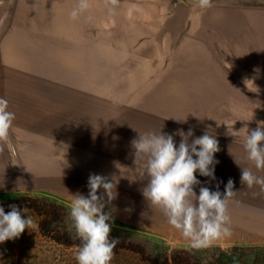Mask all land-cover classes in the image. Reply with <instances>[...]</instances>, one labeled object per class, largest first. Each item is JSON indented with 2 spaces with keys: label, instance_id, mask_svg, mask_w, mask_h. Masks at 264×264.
Listing matches in <instances>:
<instances>
[{
  "label": "rangeland",
  "instance_id": "rangeland-1",
  "mask_svg": "<svg viewBox=\"0 0 264 264\" xmlns=\"http://www.w3.org/2000/svg\"><path fill=\"white\" fill-rule=\"evenodd\" d=\"M76 2L0 5V97L15 113L14 152H0V206L27 208L36 224L0 244V264H78L69 211L72 195H88L90 174L116 185L105 209L119 240L111 264H176V256L264 264V193L240 183L236 163L264 176L243 148L264 121V0H212L208 9L199 0H119L115 13L90 0L74 21ZM190 128L194 137L209 131L220 148L216 179L197 172L194 191L219 183L224 192L229 178L236 191L231 236L202 250L145 201L144 162L131 147L138 133Z\"/></svg>",
  "mask_w": 264,
  "mask_h": 264
},
{
  "label": "clouds",
  "instance_id": "clouds-1",
  "mask_svg": "<svg viewBox=\"0 0 264 264\" xmlns=\"http://www.w3.org/2000/svg\"><path fill=\"white\" fill-rule=\"evenodd\" d=\"M3 3L4 0H0V5ZM103 3L110 13H115L119 0H103ZM183 3L184 0H177V6ZM212 6V0H199L202 9ZM89 9L90 0H77L70 19H79ZM248 82L244 81L246 86ZM8 109V100L0 97V152L5 150V146L14 152L9 141L15 113ZM175 136L180 137L178 146ZM131 147L135 163L138 159L144 162L143 176L147 184L141 190L142 196L164 215L167 223L189 242L192 250L207 249L217 240L231 236L229 202L236 194L234 181L229 178L224 192L219 190V183L215 191L207 186H200L198 195L194 191L195 186L201 185L197 172L200 176L216 179L215 165L219 161L215 159V154L220 148L214 135L206 131L194 137L191 128L187 132L178 129L172 134L161 130L158 133L148 131L138 133L137 138L131 141ZM243 148L247 160L258 171H264V121L257 122L255 129L247 131ZM236 163L241 169L240 183L249 189L258 186L264 193V176H257L250 168ZM87 186V196L79 192L72 195L69 211L74 228L73 238L82 242L75 259L78 264H111L119 240L110 238L114 216L112 210L105 209L116 198V185L105 176L90 174ZM100 189L103 191L98 194ZM9 207L11 210L6 214L0 206V244L19 238L26 228L36 227L30 216L24 218L27 208L21 210L15 204Z\"/></svg>",
  "mask_w": 264,
  "mask_h": 264
},
{
  "label": "trees",
  "instance_id": "trees-1",
  "mask_svg": "<svg viewBox=\"0 0 264 264\" xmlns=\"http://www.w3.org/2000/svg\"><path fill=\"white\" fill-rule=\"evenodd\" d=\"M231 260V256L226 255V256H220L217 258L218 262H224V260ZM174 261L176 264H186L185 259H182L181 257H174ZM194 264H210V263H202L200 260H195Z\"/></svg>",
  "mask_w": 264,
  "mask_h": 264
},
{
  "label": "crops",
  "instance_id": "crops-1",
  "mask_svg": "<svg viewBox=\"0 0 264 264\" xmlns=\"http://www.w3.org/2000/svg\"><path fill=\"white\" fill-rule=\"evenodd\" d=\"M216 242H219V240H217ZM216 242H214V243H216Z\"/></svg>",
  "mask_w": 264,
  "mask_h": 264
}]
</instances>
